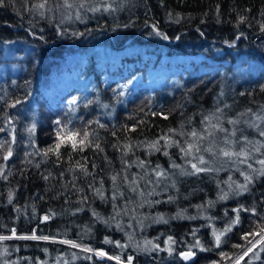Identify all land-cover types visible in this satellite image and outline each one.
<instances>
[{
    "label": "trees",
    "instance_id": "trees-1",
    "mask_svg": "<svg viewBox=\"0 0 264 264\" xmlns=\"http://www.w3.org/2000/svg\"><path fill=\"white\" fill-rule=\"evenodd\" d=\"M88 4L99 11L61 8L41 19L25 10L24 0L0 9V128H4L0 140L16 137L8 161L0 151V165L4 166L0 235L10 236L15 229L17 236L35 233L50 238L0 242V264H115L59 242L65 239L120 255L123 262L134 256L133 264H185L178 253L186 251L196 238L213 247L208 225L223 229L236 216L232 209L243 205L264 213V178L250 185L249 192L230 193L229 199L219 200L222 190L230 192V176L232 181L244 182L237 167L250 171L247 164L219 156V147H226L225 133L215 134L217 157L201 152L220 170L199 175H181V169L191 171V166L178 148L149 154L147 144L167 134L169 128L180 131L181 123L185 132L202 129L206 126L201 124L202 117L211 113L220 116L228 133L235 127L236 136L231 139L242 143L247 136L264 143V137L245 123L256 120V113L264 114V0H88ZM109 4L115 11H104ZM67 11L72 13L70 20L64 19ZM77 11L83 21L75 18ZM153 25L168 39L158 35ZM158 70L170 76L151 79L150 74ZM67 72L75 73L81 83L50 91V81L57 76L63 79ZM18 99L21 103L12 107ZM72 100L76 103L71 104ZM160 111L168 114L167 120L153 115ZM229 119L240 123L233 126ZM56 120L70 129L87 128L93 133L92 145L75 152L62 148L59 160L54 155L45 157L43 151L55 142ZM33 123L36 131L30 142L27 129ZM173 139L183 144L186 138L175 135ZM129 143L131 151L124 147ZM241 143L235 145L237 150ZM201 144L208 147L209 140ZM249 146L253 151L258 145ZM26 152L32 155L25 157ZM139 161L145 162L144 167ZM173 163L180 168H173ZM157 166L166 174L158 183ZM113 175L117 176L115 193ZM132 187L137 188L136 193ZM97 189H102L103 200ZM9 192L13 194L11 203ZM209 201L214 203L210 206ZM181 212L183 216L176 218ZM45 216L49 219L44 220ZM158 216L168 222H154ZM240 217L242 225L223 238L227 243L221 248L193 249L199 255L194 264L220 261L221 251L239 252L232 245L244 243L241 234L257 219L243 211ZM193 230H198L195 237ZM169 235L176 241L172 256L145 244L151 240L166 248ZM105 238L113 243H105ZM116 241L127 247H117ZM5 248L10 252L4 256ZM249 260L246 257L242 264ZM262 261L264 253L253 264Z\"/></svg>",
    "mask_w": 264,
    "mask_h": 264
},
{
    "label": "snow or ice",
    "instance_id": "snow-or-ice-1",
    "mask_svg": "<svg viewBox=\"0 0 264 264\" xmlns=\"http://www.w3.org/2000/svg\"><path fill=\"white\" fill-rule=\"evenodd\" d=\"M25 4V10L33 15V16H39L41 19L49 18L50 13H54L55 11H59L61 8L64 10H71V9H84L86 11H92L96 12L99 11L98 8L90 6L88 4V0H76V2H72V0H52L50 3V0H24ZM9 5L15 6V0H0V9L6 8ZM115 11V9L112 8V5H107V7L104 8V11ZM171 16V13H169ZM72 18L71 11H67L66 16L64 19L70 20ZM77 20L83 21V17L81 16L80 12H76ZM179 17L177 16V22ZM241 22H243V18H241ZM63 23V20L61 21ZM127 26V25H125ZM153 30L157 31V26L153 25ZM261 30L264 31V25H261ZM158 35H161L164 39H168L166 35L163 33L157 31ZM82 35V33H81ZM240 37L238 36L237 39ZM261 90L264 91V86L261 87ZM244 93H241L243 95ZM21 103V101L18 99L16 100L11 106L15 107L17 104ZM71 104H75L76 101L72 100L70 102ZM107 107V106H105ZM227 107V105H226ZM262 109H264V105L261 106ZM219 111V110H218ZM251 111L250 109L248 110ZM153 115H160L162 119L167 120L168 114L164 113L163 111L153 113ZM241 115H245V113H241ZM256 120H253L251 122L245 121V123L248 125V127L255 129L260 137H264V128L260 127V124L264 123V114L256 113ZM216 121L215 123L213 121ZM259 121V123H257ZM191 122V118H189V123ZM229 124L235 126L240 123L239 120L236 119H229L227 121ZM92 123V122H90ZM94 123H99L98 121H94ZM140 123H143L141 121ZM54 124L56 125L55 128V136L54 140L55 142L51 144L47 149L43 151V155L45 157H48L50 155H54L57 160L62 158L61 149L65 147H69L73 152L75 151H83L85 147H89L92 145V137L93 133H91L87 128L84 129H70L66 125L62 124V121L56 120L54 121ZM201 124H206L205 127L202 129H196L192 128L190 131L185 132L184 129V123H181L180 131H177L176 129L169 128L168 133L159 137V139L153 140L150 143L147 144V147L151 150V152H159L163 149L176 147L179 149V151L183 154L184 158L186 159L187 163L191 166V171H187V169H181V175H199L200 173H210L213 171H219L220 168H215L212 166L213 161L206 160L205 156L201 154V152H206L212 157H217V152L214 151V149L217 147L216 142L214 140L216 132L225 133V138L223 140V144L226 145V147H219V156L226 159L229 162L232 163H238V164H247V168L250 170L249 172L242 171L239 167H237L235 170L240 172V175L243 176V183L232 181L231 176L229 177V189L230 192H224L222 190V194L218 196L219 200H227L230 197V193L232 196H240L246 192L250 191V185H252L255 181L264 178V158H255V163L258 164L260 167L254 168L252 163H248L250 159H253L252 155L250 154V150L247 147V145H258V147H255V152L259 153L260 156H264V152H261V149H264V143L261 141H252L249 140L247 136H244L242 138V143L236 139H231L230 137L236 136V129L233 128L231 133H228V130L225 129L222 126V121L220 119V116H218L216 113H211L207 116H203L201 120ZM90 126V124H89ZM100 127H105L104 125H100ZM124 128H128L127 125L123 126ZM132 131H135V127L131 129ZM4 128H0V132H3ZM15 129H12L11 132H14ZM36 131V125L35 123L32 124L31 127L27 129L29 141L32 142V137L35 134ZM11 134V133H10ZM115 135V133H113ZM180 135L181 137H185L184 143L181 144L179 141L173 139V136ZM160 140H164L165 144L160 145ZM204 140H209V146L203 147L201 142ZM16 143V137L15 135H12V139L9 140H0V151H3L2 159L4 161H8L12 156L14 149L12 145ZM237 143H241V146L239 150L236 149L235 145ZM95 147L97 149H100L99 144H95ZM115 147V145H114ZM124 147L131 151V144H125ZM103 151V149H100ZM163 154L165 156H168V151H163ZM32 155V153H25V157ZM69 158H71L69 154ZM235 158V160H233ZM77 164L79 165V161H77ZM145 162L139 161V166L144 167ZM36 167H39L37 164ZM82 167V166H81ZM173 168H180V165L172 164ZM223 167V163H221V168ZM85 172V175H87V170L83 169ZM3 171L4 166L0 165V177H3ZM154 173L157 177V183L159 182L160 178H165L166 174L164 170L160 169L159 166H157V169L154 170ZM11 174V173H9ZM47 179V177H44ZM114 185V193L118 191V188L116 186L117 176L113 175L111 177ZM127 180V177H125ZM132 183L135 184V177H133ZM228 183V182H226ZM173 186H175L173 184ZM97 194L100 196V198L103 200L104 195L102 189H97ZM131 191L133 193L137 192L136 187H132ZM121 196L123 193H119ZM139 195L143 196L144 193L141 191ZM149 195H152L150 192ZM13 198L12 192H9L8 194V202L11 203ZM116 195L114 194L112 196V200L115 201ZM172 198L170 197L169 200ZM156 203H159V201H156ZM214 202L209 201L208 204L211 206ZM113 207L115 208V204H113ZM198 209L203 208V206H197ZM233 212L236 213V216L234 218H229L227 223L225 224L223 229H217L213 227L211 224L208 225V227L212 228L211 235L213 237L212 245L213 247L209 248L206 244L202 243L199 238L195 239V243L188 246L186 251H180L178 253V256L181 260L185 262L194 261L196 258V252L193 249H198L200 252H206V251H213L214 249H219L221 246L225 243H227V240L223 239L226 237L229 233L233 231L234 228L239 227L242 225V220L240 217V213L243 212H250L253 217H256L257 219H253L251 221L250 230L243 232L240 236V239L244 241L243 244H233L232 247L235 249H239V252L232 255L228 252L221 251L219 253L220 255V261H212V264H228L229 261H231V264H242V262L245 261L246 257H250V260L247 262V264H253L254 261L261 260V253H264V213L257 212L255 207L252 208H246L243 205H240L237 208L232 209ZM94 215H96L94 213ZM225 215L227 216V212H225ZM183 216V212L177 213L176 218H180ZM190 219H196V217H189ZM49 219L48 216L44 217V220ZM209 220H212L214 218L208 217ZM154 222H163L167 223L168 221L163 218V216H158ZM119 227V225H117ZM198 230H193V236L195 237L196 232ZM12 235L6 236V235H0V242L8 241L13 238L15 239H22V240H44L48 241L50 238L48 236H37L35 233H33L30 236L22 235L17 236L16 230H11ZM129 240L132 239L131 236L128 237ZM62 244H68L72 248H81L82 251L92 253L94 250L87 246H82L80 244H77L75 241L72 240H61L59 241ZM105 243H113L111 240L105 238ZM117 247L125 248L127 245H121L119 241L115 242ZM145 244L152 245L151 250H157L160 251H167L169 256L173 255V252L175 251L174 245L176 244V241L174 238L169 235L167 237V240L165 241V244L167 245L166 248H160L159 244H153L151 240H145ZM4 253H8V249L5 248ZM95 255L100 258H107L108 260H114L115 264H123V261L121 260L120 255H109L108 253L104 252L103 250H97L95 251ZM90 258V257H89ZM7 264V262H5ZM67 264V262H65ZM127 264H133V257L128 256L127 257ZM261 264H264V261L261 262Z\"/></svg>",
    "mask_w": 264,
    "mask_h": 264
},
{
    "label": "rangeland",
    "instance_id": "rangeland-1",
    "mask_svg": "<svg viewBox=\"0 0 264 264\" xmlns=\"http://www.w3.org/2000/svg\"><path fill=\"white\" fill-rule=\"evenodd\" d=\"M1 52H2V50H1ZM2 53H0V55H1ZM3 55V54H2ZM171 60H172V62L174 63V62H176V61H174L172 58H170ZM195 59V61H199V59H200V57L199 58H197V57H195L194 58ZM177 60L178 61H184L185 60V58H183V57H177ZM175 71H178V70H175ZM154 73V72H153ZM157 73V74H156ZM156 73H154V74H152L153 76H150V78L151 79H153V78H155V79H157V77H159L158 79H162V78H167V76H170V75H167L168 74V72L166 73L164 70H158ZM179 73V72H178ZM157 75V76H156ZM155 76V77H154ZM61 78H63V79H60V77L59 76H57L56 78H54L53 80H51L50 82H51V90L50 91H52V92H58V90L57 89H64L65 87H67V84L69 83V85H78V84H80L81 83V81H80V79L78 78V77H75V73H72V74H70L69 72H67V73H64V75H62L61 76ZM68 78V79H67ZM258 147V146H257ZM249 149H254L253 147H250L249 146ZM250 150V151H251ZM250 154L252 155V157H253V159H250L248 162H255V158L256 157H261L260 156V154L259 153H256L255 152V150H253V151H251L250 152ZM99 250H103V249H99ZM104 251V250H103ZM105 252V251H104ZM14 264H16V262L14 263Z\"/></svg>",
    "mask_w": 264,
    "mask_h": 264
},
{
    "label": "bare ground",
    "instance_id": "bare-ground-1",
    "mask_svg": "<svg viewBox=\"0 0 264 264\" xmlns=\"http://www.w3.org/2000/svg\"><path fill=\"white\" fill-rule=\"evenodd\" d=\"M75 10H76V9H75ZM148 53H149V52H148ZM118 56H119V55H118ZM149 64H150V63H149ZM156 72H157V71H156ZM156 72L154 71V73H156ZM154 73L152 72V74H154ZM149 74H150V73H149ZM152 74H150V76H153ZM156 74H157V73H156ZM154 75H155V74H154ZM156 76H157V75H156ZM154 77H155V76H154ZM155 78H156V77H155ZM158 78H159V77H157V79H158ZM153 79H154V78H153ZM149 80H151V79L149 78ZM152 81H153V80H152ZM154 82H157V80H155ZM150 85H151V84H150ZM197 215H198V214H197ZM197 218H198V217H197ZM204 220H205V219H204ZM132 228H133V227H132ZM130 229H131V227H130ZM130 231H131V230H130ZM125 232H126V231H125ZM128 232H129V231H128ZM128 232H127V233H128ZM134 232H135V231H134ZM135 233H136V232H135ZM128 234H129V233H128ZM129 235L131 236V233H130ZM134 235H135V234H134ZM134 235H133V236H134ZM135 236H136V235H135ZM127 237H128V235H127ZM137 237H138V236H137ZM128 239H129V238H128ZM138 239H139V237H138ZM138 239H137V240H138ZM139 240H140V239H139ZM141 242H142V241H140V243H141ZM130 243H131V244H130ZM138 243H139V241H138ZM138 243H137V245H140V244H138ZM161 243H162V241H161ZM129 244L132 245V242H129ZM135 245H136V244H135ZM141 246H143V245H141ZM3 247H5V246H3ZM139 247H140V246H139ZM162 247H163V246H162ZM1 248H2V247H1ZM7 249L9 250V248H7ZM158 250H159V249H158ZM197 251H198V250H197ZM1 252H2V251H1ZM8 252H10V250H9ZM198 253H199V252H198ZM7 254H8V253H7ZM93 254L95 255V251H93ZM2 255L5 256L4 251L2 252ZM197 255H198V254H197ZM6 256H7V255H6ZM198 256H199V255H198ZM198 256H197V258H199ZM96 257H97V256H96ZM133 257H134V256H133ZM99 258H100V257H99ZM102 259L107 260L106 257H105V258H102ZM15 260H16V259H15ZM196 260H197V259H196ZM196 260H195V261H196ZM13 261H14V260H13ZM18 261H20V260H18ZM109 261L115 262L114 260H109ZM179 261H182V260H179ZM10 262H11V261H10ZM10 262H9V263H10ZM107 262H108V261H107ZM182 262H184V261H182ZM11 263H12V262H11ZM109 263H110V262H109ZM184 263H185V262H184ZM194 263H195V262H194ZM194 263H193V264H194ZM1 264H3V263H1ZM123 264H127V262H123ZM185 264H186V263H185ZM187 264H188V263H187Z\"/></svg>",
    "mask_w": 264,
    "mask_h": 264
},
{
    "label": "water",
    "instance_id": "water-1",
    "mask_svg": "<svg viewBox=\"0 0 264 264\" xmlns=\"http://www.w3.org/2000/svg\"><path fill=\"white\" fill-rule=\"evenodd\" d=\"M196 259H197V255H196L195 260H196ZM195 260H194V261H189V262H185V261H184V262H185L186 264H187V263H188V264H193L194 262H196ZM182 261H183V260H182Z\"/></svg>",
    "mask_w": 264,
    "mask_h": 264
}]
</instances>
